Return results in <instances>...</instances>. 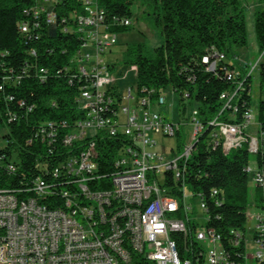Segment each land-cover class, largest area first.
I'll use <instances>...</instances> for the list:
<instances>
[{
	"label": "built area",
	"instance_id": "obj_1",
	"mask_svg": "<svg viewBox=\"0 0 264 264\" xmlns=\"http://www.w3.org/2000/svg\"><path fill=\"white\" fill-rule=\"evenodd\" d=\"M61 1L35 0L23 10L22 32L30 33V23L37 26L41 19L55 23L51 8ZM78 2L73 27L83 42L65 70L71 71L72 83L78 82L76 103L82 116L71 124L62 120L59 125H40L38 136L54 151V163L52 158H37L38 176L21 186L0 185V264H264V124L251 109L241 120L231 121L245 81L240 75H251L264 52L250 71L243 65L239 71L225 67L233 90L220 95L222 108L212 118L201 113L190 92L178 95L171 88L183 114L174 122L155 110L167 104L165 92L156 95L137 84L135 89H120L115 64L104 58L119 34L111 30L97 0ZM121 24L132 25V18ZM222 57L215 51L203 62L214 71ZM37 77L47 80L48 70L40 67ZM46 105L57 107L59 99L51 97ZM189 125L192 140L180 147L182 128ZM204 134L208 144L224 154L246 148L261 157L247 165L251 187L261 192L258 205L252 202L260 211H246V219L256 220L252 246L247 222L245 230L231 229L226 236L232 246H244L236 254L241 261L226 249L221 234L207 226L208 206L201 192L187 183ZM159 136L179 137L177 152L169 158L157 150ZM6 145H0V166L3 172H15L16 153L6 161ZM104 151L113 154L112 160L102 157ZM197 200L206 218L201 226Z\"/></svg>",
	"mask_w": 264,
	"mask_h": 264
},
{
	"label": "trees",
	"instance_id": "obj_2",
	"mask_svg": "<svg viewBox=\"0 0 264 264\" xmlns=\"http://www.w3.org/2000/svg\"><path fill=\"white\" fill-rule=\"evenodd\" d=\"M35 0H0V125L8 132L4 153L9 161L16 153L18 169L3 172L0 166V185L21 186L25 180L38 176L37 158H48L54 163V151L48 142L41 141L38 128L45 122L62 120L71 124L82 116L76 103L77 81H70L71 71L65 70L83 40L74 29L73 10L80 9L78 0H62L51 9L55 23L44 19L38 25L30 23L31 32L24 34L21 24L23 10ZM106 13L112 31L120 34L134 28L124 26V18H132L134 4L144 8L147 20L161 34L164 42L151 48L147 42L130 43L123 54L125 64L136 67L137 86L154 90L156 95L170 87L178 95L190 92L206 118L216 116L222 108L220 95L232 91L234 82L226 66L234 67L237 56L234 47L248 45L245 11L241 0H97ZM254 25L260 51H264V0L254 9ZM66 29V31L64 30ZM33 51L36 53L33 54ZM220 58L214 71L203 62L205 56ZM262 61V60H261ZM260 61V62H261ZM44 67L49 78L41 81L37 71ZM245 77L238 97V111L233 122L241 120L250 110L251 75ZM259 80L264 87V63L260 64ZM13 99H9L10 96ZM59 99V106L48 107L49 98ZM23 102L24 104H20ZM33 110L29 111V107ZM258 120L264 124V101ZM226 118V115L223 119ZM180 137V136H179ZM204 134L197 143L191 167L186 174L188 186L200 191L208 206L207 226L221 234L224 246L236 260L244 246H232L226 236L231 229L245 230L246 211L252 202L261 200L259 189H251L247 165L250 154L246 148L224 154L219 147L207 142ZM32 140V142H29ZM5 145V144H4ZM183 142L180 143V147ZM102 157L112 160V153ZM258 160L261 157L258 155ZM49 166L50 163H49ZM26 176V177H25ZM217 191L212 195L213 191ZM180 239L179 234H175Z\"/></svg>",
	"mask_w": 264,
	"mask_h": 264
},
{
	"label": "rangeland",
	"instance_id": "obj_3",
	"mask_svg": "<svg viewBox=\"0 0 264 264\" xmlns=\"http://www.w3.org/2000/svg\"><path fill=\"white\" fill-rule=\"evenodd\" d=\"M243 2V9L245 11L246 17V27H247V34H248V45L244 47H234L232 50V54L237 56V58L233 61L231 58V62H233L235 68L233 70L239 71L242 69V66H247V71H250L252 67L257 63L260 56L263 54L264 51H260L257 35L254 25V9L258 3V0H241ZM133 10V17L132 20L134 22V28L120 33L118 36V41L115 46L111 49V54L107 52L105 55V60L115 64L116 70L115 74L119 77L118 82L120 89H126L131 86H136L137 84V70L134 66L125 64L123 62V54L126 49V46L130 43H137V42H147V44L151 47H158L161 46L164 42L163 37L161 34L156 30V28L150 24L147 20L146 14L144 13V8L140 6L138 3L134 4L132 7ZM109 51V50H108ZM264 63V55L262 57V61L256 66V68L252 72L251 77V111L257 117L260 114V105L261 102L264 101V87L261 88L260 80H259V68L260 64ZM244 70L243 72H247ZM121 73V74H120ZM243 74V73H241ZM135 89V87H134ZM135 93V90H134ZM165 95L167 96V104L156 106L155 110L160 112L167 120H173L174 122L180 119L181 114L180 105H179V96L174 95L171 88L168 87L165 90ZM191 105L188 104L187 108L190 109ZM187 110V111H188ZM8 132L6 126L0 125V145L3 144L4 136ZM179 137L171 136V137H162L159 136V144L157 146V150L159 153L167 156L169 158L171 154L177 152V144ZM180 140L187 145L190 144L192 140V126H185L182 128V133L180 136ZM256 158L255 155H250V160H254ZM252 189V187H251ZM198 202V204H197ZM197 214L199 216L198 221L200 226L204 225L206 222V218L203 216L204 212L200 207V202L197 200ZM260 211L259 207H255L254 205H250L248 208V213L254 215ZM256 220L253 218L247 217V235H248V244L250 247L252 246V239H251V230L255 226ZM208 248L211 246L207 245ZM251 252V249H250Z\"/></svg>",
	"mask_w": 264,
	"mask_h": 264
}]
</instances>
